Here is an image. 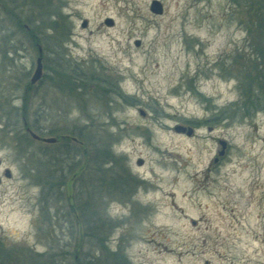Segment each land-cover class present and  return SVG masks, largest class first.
I'll return each mask as SVG.
<instances>
[{"label": "rangeland", "instance_id": "1", "mask_svg": "<svg viewBox=\"0 0 264 264\" xmlns=\"http://www.w3.org/2000/svg\"><path fill=\"white\" fill-rule=\"evenodd\" d=\"M153 1L0 0V264H264V0Z\"/></svg>", "mask_w": 264, "mask_h": 264}, {"label": "trees", "instance_id": "2", "mask_svg": "<svg viewBox=\"0 0 264 264\" xmlns=\"http://www.w3.org/2000/svg\"><path fill=\"white\" fill-rule=\"evenodd\" d=\"M235 3L238 4V1L235 0ZM261 68V69H259ZM257 67V64L255 65V81H258V88L262 89V84H263V79H264V69L263 67ZM62 73V78L64 81L66 82H73L76 84H82L81 87H84L83 85L87 83V81H90L91 78L87 77L86 75H82L77 71H71L69 72L68 70H64ZM255 90V89H254ZM254 90L253 88H250L249 85V90L248 92H246L247 98H250V105L251 107H260L262 108V110H264V96H260V95H256L254 94ZM123 97V96H122ZM126 98V97H123ZM263 100V101H262ZM36 131H38V129H35ZM75 137L78 139L79 143H83L84 149L87 150V148H91L90 144L88 143L86 136L84 134V132L82 130H79L78 132H75ZM57 140L59 139L58 137H56ZM92 149V148H91ZM86 153V152H85ZM88 155V154H87ZM106 157V156H105ZM110 159L112 160L113 157L112 155H110ZM111 162V161H109ZM50 176H47V178L49 179ZM45 194V189L43 188L42 191V195L44 196ZM78 204V211L81 213V216L83 217L82 221V227H83V233H82V237H81V244L79 247H77L75 249V252L73 253L72 260L71 262H66V260L64 258H62L60 256V254L58 255H53V254H38L34 257H32V262L29 263H22V262H16L14 261V264H130L128 262V260L126 259H121V254L120 253H116V252H111L108 253L106 252V256H104L103 258L100 257H93V255L91 253H89V251H85L83 249V245H85V240L87 239V241L91 242L92 239L95 240V243L97 245H100L101 247L104 248V244H105V239L107 238L106 235H104V232L102 230L101 225H99L98 223H94L92 225V216L89 217V214L85 212L86 208L82 207V202L81 201H75V204ZM88 242V243H89ZM102 251V250H101ZM58 257H60V259H62L61 261H58ZM15 260L19 261L18 257H14ZM46 258V259H45ZM45 259V260H43ZM43 260V261H42Z\"/></svg>", "mask_w": 264, "mask_h": 264}, {"label": "water", "instance_id": "3", "mask_svg": "<svg viewBox=\"0 0 264 264\" xmlns=\"http://www.w3.org/2000/svg\"><path fill=\"white\" fill-rule=\"evenodd\" d=\"M150 10H151V12H153L156 15H162L163 14V5H162V3L160 1L155 0V1L152 2V5H151V9ZM107 24L108 25H112V23L110 21H107ZM137 45H139V42L137 43ZM41 78H42V59L39 58L37 60V68H36V71L34 73V76L31 79V83L32 84H35ZM28 131H29L31 137L34 140L41 141V142L47 143V144H55V143L58 142V140L56 138H52V137H50V138H43V137L37 135L36 133L32 132L31 130H28ZM177 131L178 132H184L185 130L183 128H178ZM188 134L189 135H192L193 134V130L190 129ZM221 145L223 146V150L220 152V155H223L224 154V151L226 149V143L225 142H221ZM216 161H217V159H216ZM0 164H1V162H0ZM142 164H143V162L140 161L139 162V165H142ZM5 176L8 177V178H10L11 177L10 172L7 171L6 174H5ZM0 183H1V179H0Z\"/></svg>", "mask_w": 264, "mask_h": 264}]
</instances>
